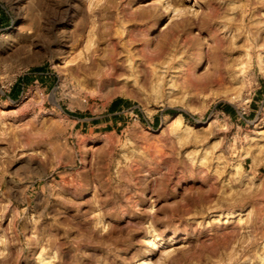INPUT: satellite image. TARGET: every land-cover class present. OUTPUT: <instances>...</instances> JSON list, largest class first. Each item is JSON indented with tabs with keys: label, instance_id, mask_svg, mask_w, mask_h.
<instances>
[{
	"label": "rangeland",
	"instance_id": "rangeland-1",
	"mask_svg": "<svg viewBox=\"0 0 264 264\" xmlns=\"http://www.w3.org/2000/svg\"><path fill=\"white\" fill-rule=\"evenodd\" d=\"M251 1L0 0V264H264Z\"/></svg>",
	"mask_w": 264,
	"mask_h": 264
},
{
	"label": "bare ground",
	"instance_id": "bare-ground-1",
	"mask_svg": "<svg viewBox=\"0 0 264 264\" xmlns=\"http://www.w3.org/2000/svg\"><path fill=\"white\" fill-rule=\"evenodd\" d=\"M251 2H252V1H251ZM253 3L256 4V5H257L258 3H260V4H264V0H253L252 4H253ZM254 4H253V5H254ZM255 7H256V6H255ZM257 7H258V6H257ZM252 9L254 10V8H252ZM256 10H257V9H256ZM254 14H255V13H254ZM245 17H246V16H245ZM123 39H124V38H123ZM123 39H122V40H123ZM129 40H130V39H129ZM120 41H121V40H120ZM131 41H132V40H131ZM129 42H130V41H129ZM115 44H116V43H115ZM124 45H125V44H124ZM116 46H117V45H116ZM146 46H147V45H146ZM148 46H149V45H148ZM114 47H115V46H114ZM130 49H131V48H130ZM116 51H117V50H116ZM116 51H115V52H116ZM148 51H149V50H148ZM148 51H147V52H148ZM128 53H129V52H128ZM130 55H131V54H130ZM153 55H154V54H153ZM153 55H151V56H153ZM131 56H132V55H131ZM148 57H149V56H148ZM150 58H151V57H150ZM153 58H154V57H153ZM148 59H149V58H148ZM149 61H150V60H149ZM151 248H152V247H151ZM152 251H153V250L150 249L149 254H151ZM0 261H1V262H2V261L4 262L5 260H4V259H0Z\"/></svg>",
	"mask_w": 264,
	"mask_h": 264
},
{
	"label": "trees",
	"instance_id": "trees-1",
	"mask_svg": "<svg viewBox=\"0 0 264 264\" xmlns=\"http://www.w3.org/2000/svg\"><path fill=\"white\" fill-rule=\"evenodd\" d=\"M117 101H119V100H117ZM183 113L185 116H187V117L189 116V114L187 112H183Z\"/></svg>",
	"mask_w": 264,
	"mask_h": 264
}]
</instances>
